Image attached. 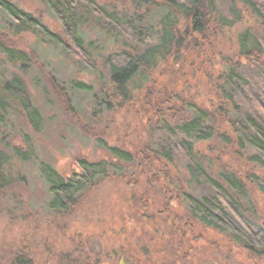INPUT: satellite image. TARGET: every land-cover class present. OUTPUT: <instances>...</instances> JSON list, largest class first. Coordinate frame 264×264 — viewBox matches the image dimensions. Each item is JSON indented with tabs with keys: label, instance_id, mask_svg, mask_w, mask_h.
Listing matches in <instances>:
<instances>
[{
	"label": "trees",
	"instance_id": "obj_1",
	"mask_svg": "<svg viewBox=\"0 0 264 264\" xmlns=\"http://www.w3.org/2000/svg\"><path fill=\"white\" fill-rule=\"evenodd\" d=\"M43 1L60 20L64 36L49 29L39 16L10 0H0V11L6 17L0 30V55L5 62L19 71L29 70L31 55L5 42L11 36L31 34L74 57L85 70L103 75L105 84L98 91L83 83L74 84L76 90L93 92L94 116L145 103L141 114L149 124L148 139L134 149L100 140L107 157L78 158L77 169L69 174L41 163L39 169L49 191L44 215L54 220V224L66 220L92 202L104 181L115 179L128 188L138 185L145 190L144 195L132 200L145 204L152 196L153 206H162L160 211L156 208L153 211L160 217L168 214L165 223L167 220L175 225L169 235L174 251L184 250L189 232L206 229L221 237L225 246L242 252L247 260L263 261L264 0H239L260 20V30L246 28L238 34L236 62L230 57L223 58L217 77L203 72L211 89L210 96L202 100L189 93L180 95L186 91L178 94L169 91L155 76L161 67L170 65V70L162 74L171 86L183 67L190 64L191 71L197 64L194 59L214 53V41L221 31L242 21L235 0L230 10L232 18L219 12L217 0H132L122 8L100 5L95 0ZM90 20L103 35L116 40L125 37L130 42H116L120 47L114 56L104 55L100 42L86 37L85 28ZM10 78L13 80H6L7 90L1 93L5 98H0V123L7 120L8 109L17 106L39 128L42 119L22 77L14 73ZM163 91L166 93L161 96ZM12 93L19 105L6 99ZM227 148L245 158L252 170L258 169L261 174H242L225 168L216 171L214 153L221 154ZM25 149L17 148V154L22 160H29L32 148L27 144ZM8 164L5 151H0V200L11 184ZM88 252L68 253L61 261L110 264V257H119L113 251L103 258L99 248ZM7 264H35V261L22 249L10 253Z\"/></svg>",
	"mask_w": 264,
	"mask_h": 264
},
{
	"label": "rangeland",
	"instance_id": "obj_2",
	"mask_svg": "<svg viewBox=\"0 0 264 264\" xmlns=\"http://www.w3.org/2000/svg\"><path fill=\"white\" fill-rule=\"evenodd\" d=\"M10 1L39 16L49 29L64 36L60 20L43 0ZM95 1L100 5L122 8L132 0ZM233 1L217 0L219 12L232 18L230 10ZM235 4L242 13V21L221 31L214 41V53L194 59V64H197L192 66L191 71L188 70L190 64L188 68L183 67L171 86L169 81H164L162 74L170 70V65L161 67L155 80L176 94L186 91L180 95L189 93V96L194 95L201 100L210 96L211 87L203 72L214 73L217 77L223 58L230 57L236 62L238 34L246 28L260 30V20L241 1L235 0ZM3 15L0 11V30L5 23L6 17ZM91 20L94 21V18ZM91 20L85 28L86 37L100 42L104 55L113 53L114 56L120 47L116 42H130L125 37L116 40L103 35ZM5 43L29 53L32 62L29 70L22 72L10 66L0 55V98H5L1 93L7 90L6 80L12 81L10 77L14 73L20 75L42 121L36 129L28 120L25 110L16 106L8 109L7 120L0 123V151H5L9 158L7 174L11 179L0 200L4 212L0 216V264H7L10 253L22 249L30 253L35 264H63L61 258L68 253L76 251L81 255L98 248L103 258L106 253H119L116 259L108 255L110 264H264V260H247L242 252L225 246L221 237L206 229L189 232L184 250L174 251V243L170 242L169 235L175 230V225L172 221L166 220L165 223L168 214L160 217L153 211L154 208L160 211L162 206L154 207L152 196L145 204L137 199L132 200L134 196L144 195L145 190L138 185L128 188L115 179L104 181L92 202L82 206L66 220L54 224V220L48 219L44 212L49 191L39 169L40 164L44 162L62 174H69L77 169L75 160L78 158L99 160L107 157L100 140L134 149L149 137V124L141 114L146 104L94 116L93 92L76 90L74 84L83 83L98 91L105 84L102 74L85 70L74 57L53 45L42 43L31 34L11 36ZM153 89V86L150 87V92ZM165 93L163 91L161 96ZM6 99L14 100L19 105L13 93ZM27 144L32 148L31 153L26 151L31 158L22 160L16 149L25 151ZM214 156L216 171L225 168L242 174H261L258 169L252 170L245 158L241 159L229 148L223 149L221 154L214 153Z\"/></svg>",
	"mask_w": 264,
	"mask_h": 264
},
{
	"label": "water",
	"instance_id": "obj_3",
	"mask_svg": "<svg viewBox=\"0 0 264 264\" xmlns=\"http://www.w3.org/2000/svg\"><path fill=\"white\" fill-rule=\"evenodd\" d=\"M125 259V258H124Z\"/></svg>",
	"mask_w": 264,
	"mask_h": 264
}]
</instances>
